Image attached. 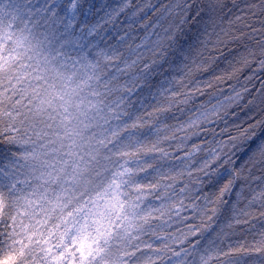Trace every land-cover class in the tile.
Instances as JSON below:
<instances>
[{"label":"snow or ice","instance_id":"6c2138e0","mask_svg":"<svg viewBox=\"0 0 264 264\" xmlns=\"http://www.w3.org/2000/svg\"><path fill=\"white\" fill-rule=\"evenodd\" d=\"M57 7L55 0H0V143L10 146L0 152V264H264V232L255 244L229 245L227 250L206 236L229 205L235 224L248 223L240 217L251 213L237 204L253 180L264 182V78L257 75L264 72V19L257 29L242 15L228 18L225 10L231 9L225 0H169L155 8L150 0L142 7L132 0L93 3L79 24L81 0H68L64 16ZM232 7L240 11L236 0ZM245 7L248 19L264 16V0ZM93 9L103 12L95 23L87 19ZM129 9V28L146 9L160 13V20L168 18V27L161 35L154 31L159 21L141 23L146 34L125 55L108 42L104 25L115 27ZM224 19L251 32L225 31L220 27ZM233 42L237 48L229 49ZM66 46L77 55L65 52ZM142 48L151 53L148 59ZM219 61L231 70L216 74L213 65ZM245 69L252 72L239 90L228 84ZM168 73L179 74V79H169ZM195 73L210 78L199 80ZM157 76L165 78L154 85ZM224 84L228 95L220 87ZM175 85L181 90H174ZM145 88L156 103L141 99L140 106L151 110L133 116L128 111L136 104L132 97ZM176 104L188 106L187 119L174 130L157 126ZM161 131L172 134L161 136ZM176 132L185 133L182 144L193 136H211L204 141L206 148L193 144L183 158L176 157L190 169L189 177L192 170L200 174L194 181L200 185L197 191L204 185L210 189L187 205L200 223L186 225L179 235L157 233L156 228L162 230L173 215L180 217L183 199L171 202L165 191L156 197L162 201L159 207L145 203L162 187L174 189L184 175L183 169L166 167L170 154L159 147L162 140L177 139ZM163 180L173 183L162 185ZM188 189L185 184L180 192ZM252 192L245 208L257 202L264 207V187ZM232 194L235 203L229 199ZM153 220L162 223L154 226ZM217 237L223 239L220 233Z\"/></svg>","mask_w":264,"mask_h":264},{"label":"trees","instance_id":"16d2710c","mask_svg":"<svg viewBox=\"0 0 264 264\" xmlns=\"http://www.w3.org/2000/svg\"><path fill=\"white\" fill-rule=\"evenodd\" d=\"M111 3L112 5H116L119 0H81L82 8L81 10L77 13L76 17V23L79 24V22L85 20V16L83 15L84 12L88 10V7L90 4L95 3L97 6H99L100 3ZM152 5L155 7H158L160 4H166L169 2V0H150ZM256 0H236V3L240 9V11L237 10V8L232 7V0H225V3L228 5V8L231 9V12L229 13L227 9L225 10L226 15L228 18L235 19L236 15H242L245 18V22L250 24L254 28H261V23L260 20L264 19V16H260L259 14L255 17H252L251 19H248L250 16V13L248 9L245 7L246 4L248 3H255ZM55 3L58 5L57 11L59 12L60 16H64V9L67 7L68 0H55ZM133 4H136L138 7H142L145 3V0H132ZM132 9L126 10L125 13L121 14L117 20L115 21V27L112 25H104V28L107 29V37L108 42L114 46H116L119 51L123 52L125 55L128 54V46L131 45L133 48L141 43L142 38L146 34V29L140 27L141 23L147 22L149 26L152 24H156L159 21V26L154 30L155 32L160 33L161 35L163 34V29L168 27L167 19L165 20H160V13H156L153 15V9H146L145 12L140 13L139 18H134L136 19V23L132 24V27L129 28L128 24L131 23V21L128 19L129 16H131ZM94 14H89L87 19L95 23L96 20L98 19L99 16H103V12L100 13H95V10L93 9ZM234 14V15H233ZM43 23V21H41ZM63 23H67V19L63 21ZM63 23L60 25V30H63ZM47 27V26H45ZM53 28L56 27L55 24L52 25ZM220 27L223 28L225 31H229L230 29L232 30V34L238 35L239 32L235 31L236 29H241L242 31L245 32H251V28H243L240 23H235L233 25L228 24V20L224 19L220 23ZM41 29H39L40 31ZM219 31V29H217ZM127 33V35H125ZM117 37H124L123 41H120L117 39ZM157 37L155 35L151 36V40H155ZM261 37L259 34H256V39H260ZM215 37H213V40ZM227 39V37H225ZM58 46V44H57ZM150 46V45H149ZM102 47H106V45H102ZM209 49H211L212 45L208 46ZM229 49H236L237 48V42L229 43L228 45ZM243 49H240L242 51ZM65 52H67L69 55L72 57H75L77 53L69 46H66L64 49ZM141 53L145 55V59H148L150 57L151 53L147 52L146 49L142 48L139 50ZM196 52L194 51L192 53V56H195ZM213 56H217L218 53L213 52ZM204 56L208 57V51H204ZM191 60V57L189 58ZM230 60L231 57H228ZM122 66V65H121ZM255 65H253V68ZM214 71L216 74H219L221 71L227 69L231 70L228 68V64L225 61H219L218 64L213 65ZM252 72V69H245L239 76V80L233 79L231 81H228V84L235 85L237 90L241 88L244 82V78L248 75H250ZM173 75L177 76V79H179V74L176 73H168L167 77L170 79ZM261 78H264V72L257 73ZM165 77L162 76H157L153 79L152 83L154 85H157L158 82ZM195 78L199 80H206L210 78V74H201V73H195ZM124 79L126 77L121 78V83L124 82ZM184 83H188V80L185 79ZM228 84L221 85L224 89V94L228 95L230 94V89L228 88ZM164 87H168L167 84L164 85ZM256 87H259V83H256ZM174 90L180 91L181 86L180 85H175ZM152 91H156V88L154 87ZM186 91V89H185ZM118 95V94H117ZM183 97H177V99H182ZM201 98V99H205ZM112 100L116 99V96L111 97ZM134 101H136V104L133 108H129L128 111L133 113V116L139 114L143 115L144 111H150L151 108L144 109L140 106L139 101L141 99L144 100L145 104L151 105L155 104L156 100H153L149 94L147 88L144 89V92L140 94L139 96L134 95L132 97ZM158 99L160 100L161 103H164L166 105V101L164 100L163 97H159ZM220 99H223L221 96ZM197 103H199V99L197 100ZM183 108L185 111L181 113L180 109ZM188 106L183 105V104H176L172 107L171 111L168 113H164L160 117V122L157 126L162 127L163 125H168L170 126L173 130L175 127L179 125V123L183 120H186L187 117L190 115V112H188ZM239 112L240 110L237 109ZM249 115H252L249 113ZM175 117V118H173ZM244 118V114L241 113V119ZM256 118L258 119L259 116L257 115ZM145 119H148L145 117ZM223 125H221L222 127ZM172 133L170 131H161L160 135L165 136V135H171ZM177 139H170V140H162V142L159 144L160 148H163L165 151H167L170 154L169 162L166 165V167H172L174 166L175 171H180L181 169L184 170V175L180 176L177 178V180L174 182V189H167L165 190L163 187L161 189H158L156 192L152 193L150 196L147 197L146 204L150 201L151 206L154 207H159L161 204V200L156 199L157 196L164 195L165 191L167 193V197L171 198V202H179V200L183 199L184 200V205H185V210L180 212V217H188L187 220H181L180 217H177L175 215L172 216L170 220H168L167 224L163 226L162 230L160 227L156 228L157 233H169L173 235H179L180 232L186 231V225L188 224H193V225H198L200 223V217L198 214H194L191 208H188L187 205L192 203L194 200L195 196L197 195H203L204 192H209L210 189L207 185L203 186L202 191H197V189L200 188V185H197L194 183L196 178L200 175L197 173L195 170H192V176L189 177L187 175L188 170L185 168V164L182 159H176V157L183 158L185 153L188 151L192 150V145L193 144H201L202 148H206L207 144L204 143V141L210 140L211 136L209 135L208 137H205L203 134H201L199 137L193 136L191 137L190 140H188L186 143H181L182 137L185 136L184 132H176L175 133ZM179 145V147H178ZM10 148L9 145L6 143H0V152H4ZM197 158L203 155V152L197 153ZM143 175V174H141ZM254 175L259 176L260 173L256 172ZM147 183L148 181H144ZM169 183H173L171 180H163L161 181L162 185H167ZM185 184H188L189 189L186 190L184 193L180 192V189L184 187ZM264 187V182L260 180H253L250 184V186H246L244 190V199L240 200V202L237 204L238 209H245L246 211L250 212L251 215L249 217H240L242 220H247L248 223L244 224H235L234 221H232V211H231V205H229V209L223 214L220 215L217 218L216 223L213 225L214 231H211L210 234H206L207 240H214V244L216 246H219L220 248L227 250L229 245L239 247L240 244H244L246 246H250L252 244H255L257 241L261 240V233L264 232V217L260 216V212L264 211V207L260 206V203L257 202L256 204H253L251 207L245 208V206L248 203V199L252 196L253 192L252 190L254 189L256 192H259L260 189ZM239 190V186H237V191ZM135 195V193H133ZM191 195L192 199H189L188 197ZM230 201L235 203L236 202V197L234 194H232L229 197ZM197 204H201L202 201H195ZM154 215H158V213H154ZM21 217L17 218V222ZM167 219V217H165ZM6 223H11L10 220L5 221ZM25 223H28L27 219H24ZM232 222L233 227L229 228L227 225ZM154 226L161 225L162 221L160 220H153L152 221ZM170 225V226H168ZM223 230V231H221ZM217 233H220L221 236H223V239H220L217 237ZM226 233V235H225ZM145 240H151L154 244H159L160 242L156 240L155 237H149L145 236L143 237ZM207 240L204 241V243H207ZM69 243H71L69 241ZM213 264H216L215 261H213Z\"/></svg>","mask_w":264,"mask_h":264},{"label":"rangeland","instance_id":"374dc122","mask_svg":"<svg viewBox=\"0 0 264 264\" xmlns=\"http://www.w3.org/2000/svg\"><path fill=\"white\" fill-rule=\"evenodd\" d=\"M44 30H45V29L42 28L40 31H44ZM48 30L51 31V29H48Z\"/></svg>","mask_w":264,"mask_h":264}]
</instances>
